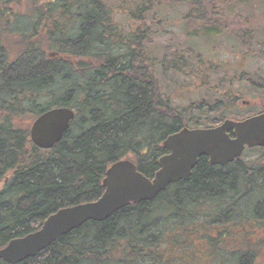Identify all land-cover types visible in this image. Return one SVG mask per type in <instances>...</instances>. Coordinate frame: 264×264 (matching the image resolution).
<instances>
[{"label": "trees", "instance_id": "obj_1", "mask_svg": "<svg viewBox=\"0 0 264 264\" xmlns=\"http://www.w3.org/2000/svg\"><path fill=\"white\" fill-rule=\"evenodd\" d=\"M259 1L0 0V249L61 209L99 201L121 159L152 179L170 135L263 113L236 110L249 92L264 102L260 66L247 71L264 53L251 16L263 12ZM168 9L193 46L159 56L152 40ZM219 37L235 61L219 60ZM159 71L194 79L186 108L173 99L188 87L165 89ZM60 107L75 113L70 130L38 148L31 127ZM247 152L254 157L225 167L201 157L187 182L89 221L21 264H264V148Z\"/></svg>", "mask_w": 264, "mask_h": 264}, {"label": "water", "instance_id": "obj_2", "mask_svg": "<svg viewBox=\"0 0 264 264\" xmlns=\"http://www.w3.org/2000/svg\"><path fill=\"white\" fill-rule=\"evenodd\" d=\"M74 119V111L64 107L40 115L30 130L31 141L41 149L53 148L70 130ZM163 147L169 154L160 158V168L152 180L139 172L134 162L121 160L106 172L102 183L105 192L98 202L54 213L39 231L0 249V260L21 264L89 221L104 222L128 206L156 199L170 185L187 182L201 157L208 158L212 167H225L240 159L247 148L264 147V114L242 122L226 120L212 129H183L170 135Z\"/></svg>", "mask_w": 264, "mask_h": 264}, {"label": "rangeland", "instance_id": "obj_3", "mask_svg": "<svg viewBox=\"0 0 264 264\" xmlns=\"http://www.w3.org/2000/svg\"><path fill=\"white\" fill-rule=\"evenodd\" d=\"M260 5L259 9L262 10L263 12H260L257 10V14L253 13L252 19L254 17L255 22H253V30L256 29L258 31H264V0L263 1H259L257 2L256 5ZM181 11L185 10V9H180ZM161 12V11H160ZM166 16V21L163 20V16ZM159 17H157L159 19L161 23V21L163 22L161 24V26H156L155 28L159 29L160 34L158 36H154L153 37V42H152V49L153 51L157 54V55H161L165 49H169V48H184V49H188L187 47L189 45L193 46V43H190L186 37V33L184 31V26L188 27L187 24H184L183 22V18L177 19L176 17H180L181 15L175 10V9H168V11L166 12H162ZM245 16V14H243ZM183 16V15H182ZM117 18H119L117 16ZM244 20H246V18H243ZM121 22V21H120ZM124 23L125 26H127L128 22H121ZM157 23V22H156ZM262 31V32H263ZM261 36H264V33H259ZM224 38H228V37H224ZM219 37L217 39V41L219 42V45L217 46L219 48V50H223L221 51L222 53H220V57L219 60H228L230 59V61L232 62L235 61L236 58V49H231L230 52H228L226 55H223L224 53V49L228 47V44L226 43V39ZM201 42V41H200ZM264 46V45H263ZM205 48V47H204ZM203 48V49H204ZM202 49V50H203ZM205 54L207 52H204ZM252 59V58H251ZM253 61V62H252ZM252 61L250 62V64L247 66L248 68V73L249 74H253L255 73L256 69L260 66V70L258 69L259 74L261 73V75L264 76V66L261 65L260 63L264 64V53L262 56L257 57V59H252ZM256 61H260L259 64L256 63ZM246 71V66H243V69L241 71H239V74H244ZM159 77L160 79L163 81V79H167L166 81H164L162 83L163 87L165 89H169L172 91H175V89L177 88H187V89H183L181 91H178L175 93L173 102H175V105L179 106L180 108H186V105L188 106V103L191 101L190 99L192 98V95L188 94V91L190 90H194V89H190L193 87L194 84V79L190 78V77H185V78H177L174 74H171V76H167L166 74H162L159 71ZM238 71L232 70V72L230 73V76H234V75H239ZM246 74V73H245ZM195 80H198V78H195ZM245 86V85H244ZM243 86V87H244ZM195 91V90H194ZM196 92V91H195ZM247 95V96H245ZM245 97H241L243 98L240 101V104L237 105V109L240 113H244L246 115V112L249 113L250 111H254V112H261L264 110V102L263 101H259L258 98L256 99V95H254L253 93L249 92L248 94H245ZM196 99V98H193ZM245 105H244V104ZM250 157H254L253 154L251 152H247L245 154V158H250ZM3 182L0 183V191L1 188L3 187L2 184Z\"/></svg>", "mask_w": 264, "mask_h": 264}, {"label": "bare ground", "instance_id": "obj_4", "mask_svg": "<svg viewBox=\"0 0 264 264\" xmlns=\"http://www.w3.org/2000/svg\"><path fill=\"white\" fill-rule=\"evenodd\" d=\"M37 120V119H36ZM167 191V190H166Z\"/></svg>", "mask_w": 264, "mask_h": 264}]
</instances>
